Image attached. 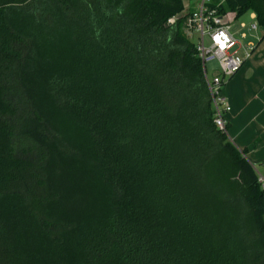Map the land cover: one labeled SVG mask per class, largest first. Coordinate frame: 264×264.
Returning <instances> with one entry per match:
<instances>
[{"label":"trees","instance_id":"1","mask_svg":"<svg viewBox=\"0 0 264 264\" xmlns=\"http://www.w3.org/2000/svg\"><path fill=\"white\" fill-rule=\"evenodd\" d=\"M227 7L264 27V0ZM184 11L0 0V264H264L259 173L214 123ZM57 30L70 64L41 44Z\"/></svg>","mask_w":264,"mask_h":264},{"label":"built area","instance_id":"2","mask_svg":"<svg viewBox=\"0 0 264 264\" xmlns=\"http://www.w3.org/2000/svg\"><path fill=\"white\" fill-rule=\"evenodd\" d=\"M196 1L197 6L190 11L185 26L190 37L193 33L197 34L194 43L197 55L202 60L204 77L214 112V123L219 130L227 131L226 116L232 111V106L228 97L224 95L223 89L251 57L256 44L249 42L247 45H242L236 38L233 26L239 15L236 10L227 7L229 0ZM251 19L255 22L251 23L249 30L257 31L260 23L255 12H251ZM240 25L242 28L247 26L245 23ZM243 38H246L245 34ZM211 61H216L220 70V74L213 77L209 76L207 66ZM259 182L264 190V177L260 174Z\"/></svg>","mask_w":264,"mask_h":264},{"label":"crops","instance_id":"3","mask_svg":"<svg viewBox=\"0 0 264 264\" xmlns=\"http://www.w3.org/2000/svg\"><path fill=\"white\" fill-rule=\"evenodd\" d=\"M183 1L185 11L193 10L191 0ZM262 42L256 44L248 63L243 65L244 67L233 76L232 81L223 90L232 106L227 119L232 134L229 136L228 132V136L237 148L247 149L246 158L254 167L257 164L264 167V86L251 91L249 88L244 90L239 84L242 80L250 82L257 75L259 78L262 77L261 74L264 72Z\"/></svg>","mask_w":264,"mask_h":264},{"label":"rangeland","instance_id":"4","mask_svg":"<svg viewBox=\"0 0 264 264\" xmlns=\"http://www.w3.org/2000/svg\"><path fill=\"white\" fill-rule=\"evenodd\" d=\"M191 5H193V10H194L195 7L197 6V1L191 0ZM190 11L191 10H186L181 15V16H183L185 14L187 15L186 20H185V25H186V22L188 20V15H189ZM251 12L252 11H248V12L244 13L241 17L238 18V20L235 21L234 26H233V31L236 34V38L239 40L240 44H242V45H247L249 42H253L254 44H258L259 38L261 36H263V34H264V27L260 24H259V29L257 31H250L249 30V26L251 25V23L255 22V20L251 19ZM174 20L175 19H173L172 21H174ZM241 23H245L247 26L245 28H242L240 25ZM70 30H66V32L64 30H57L58 31L57 33L52 32L51 34H49V36H48V33L42 34L40 36V38L42 40H44L43 42L39 41V42H41L43 47H45V41L49 40L51 42V44L53 43V49L52 50H53V55H54V60H55L56 65L57 64L60 65L64 61H66L65 59H68L67 56L69 54V51L72 50V47L74 48L72 42L68 38V31H70ZM185 30H186V26H185ZM186 33L190 37L188 30H186ZM243 34L246 35V38H243ZM70 35H69V37H70ZM71 37H73V36H71ZM190 38L193 42H196L197 34L193 33ZM206 44L207 45L209 44L208 38L206 39ZM262 48H264V40L262 42ZM240 51L242 53L243 50L241 49ZM70 63L71 62L67 61L63 64H70ZM246 63H248V60L245 62L244 65H246ZM60 66H62V65H60ZM207 66H208L210 77H213L214 75L220 74L218 63L216 61L209 62L207 64ZM243 70H245V69L243 68ZM261 75H262V77L259 78L257 75L255 77V79L250 81V82H246L245 80H242L241 83L239 84V87L243 88L244 90L249 88L251 91H254V89L258 90L259 88H262L264 86V72H262ZM231 81H232V79H230L227 84H229ZM226 118L228 119V114H227ZM228 132H229V136H231L230 134H232V129L230 127L228 129ZM255 168H256L257 172L264 177V167L262 165L257 164V165H255Z\"/></svg>","mask_w":264,"mask_h":264}]
</instances>
